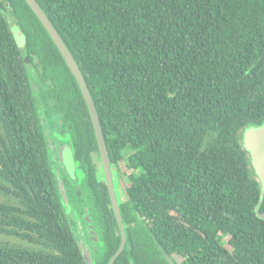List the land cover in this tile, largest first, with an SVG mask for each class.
Instances as JSON below:
<instances>
[{"label": "trees", "instance_id": "trees-1", "mask_svg": "<svg viewBox=\"0 0 264 264\" xmlns=\"http://www.w3.org/2000/svg\"><path fill=\"white\" fill-rule=\"evenodd\" d=\"M37 2L81 69L111 164L128 178L127 244L114 264H169L164 254L175 264H264L261 184L243 144L264 124V0ZM40 97L60 111L83 199L105 220L93 264H108L121 235L85 99L27 2L0 0V235L17 240L0 243V264H87Z\"/></svg>", "mask_w": 264, "mask_h": 264}, {"label": "water", "instance_id": "water-1", "mask_svg": "<svg viewBox=\"0 0 264 264\" xmlns=\"http://www.w3.org/2000/svg\"><path fill=\"white\" fill-rule=\"evenodd\" d=\"M25 1L30 6L34 14L37 16V18L40 20L44 28L47 30L54 44L56 45V47L64 57L67 65L69 66L71 72L73 73L78 83V86L82 92V95L88 107L98 144L104 181L108 189L111 207L113 209L121 235L120 247L108 263V264H114L117 258L122 254V252L126 247L127 234H126V225L120 207L123 198L121 197V192L120 195L118 194V189L120 190V186L119 184L117 185L118 182L116 181L115 170L109 158L107 145L97 109L95 107L89 87L85 81V78L81 72L79 65L77 64L72 53L70 52L67 45L63 41L61 35L58 33L55 26L47 16L46 12L40 6L37 0H25ZM25 62L27 64L30 63L28 57H26ZM43 129H44V135L48 149L54 160L55 173L60 177L61 176L60 169L63 168L64 172L68 175V177L76 184L77 181H79L80 179L76 180L78 163L75 160L74 148L72 145L71 138L70 137L61 138L57 133H54V136L53 137L51 136L48 139L44 125H43ZM243 144L245 149L250 154L251 164L253 166L256 176L260 180L261 194L255 212L260 219L264 220V213L260 212L261 206L264 202V124L259 127H254L246 130L243 136ZM60 193L62 195L63 204L66 208L68 207V200L62 186ZM85 222H86L85 220L79 217L77 218L76 225H78L80 229L84 230L83 225ZM77 241L83 251V257L86 263L93 264L94 262L92 256L93 247L90 249L85 244H83V242H81V240L78 237H77ZM166 258L170 262V264H173V262H171L170 258L167 255Z\"/></svg>", "mask_w": 264, "mask_h": 264}, {"label": "flooded vegetation", "instance_id": "flooded-vegetation-1", "mask_svg": "<svg viewBox=\"0 0 264 264\" xmlns=\"http://www.w3.org/2000/svg\"><path fill=\"white\" fill-rule=\"evenodd\" d=\"M22 36H23V34H22ZM39 100H41L42 104H39L38 108L41 107L42 110H43V107H44V109H45L44 113L45 114L46 113L49 114L48 113V111H49L51 113V116L53 117V113L56 112L58 114L57 118L60 117L61 113H60V111L58 109H53V107L48 108L46 106V104H44L45 101H44V99H42V97H40ZM56 119H55V121H56ZM56 125L59 128L58 129L59 132L62 133L63 132V121H62V119L58 120V123ZM78 171H79V169L76 172V175H77V179L76 180L80 179V177H78V173H79ZM60 172H61V176L60 177L56 174V182L58 184V188H59L60 192H61V186H62L64 191H65V193H66V197H67V200H68V207H66V208H69L71 210L73 209V210L76 211V212L73 213L74 215H72V216L70 214H68V218L70 219V221L72 223L73 222L76 223L77 218H79V217L86 221L84 223V225H83V229L89 235L88 238H89V241L91 242V244L93 245L92 249H93L94 254L98 255V253L100 252L101 247H102V239L101 238H102V232H103L102 231L103 222L105 223V220L103 219V217L100 214L97 213L96 209L92 208L91 205L88 202L84 201L83 193L81 191V184L79 183V181H77V183L75 184L68 177V175L64 172L63 168L60 169ZM73 199L77 200V202H73ZM66 208L64 206L65 212H66ZM80 209H82V211ZM166 255L167 254H164L165 258H166ZM168 257L170 258L171 262H173L171 257L170 256H168ZM174 258L176 259V256H174ZM102 259L103 258L98 259L97 262H100ZM166 260H167V258H166ZM169 264H170V262H169ZM173 264H175V263L173 262Z\"/></svg>", "mask_w": 264, "mask_h": 264}, {"label": "rangeland", "instance_id": "rangeland-1", "mask_svg": "<svg viewBox=\"0 0 264 264\" xmlns=\"http://www.w3.org/2000/svg\"><path fill=\"white\" fill-rule=\"evenodd\" d=\"M6 15L9 19L10 28H11V31L13 33V37H14L17 45L20 48L24 49V47H25L24 43L25 42H24L23 36L19 31L18 25H16V21H14L12 15L10 13V9L6 11ZM44 87H46V86H44ZM39 92H41L43 94L45 93V90L42 86H41V89ZM39 92H35V94L38 95V97L41 94V93L39 94ZM44 110H45L44 107H43V110L41 107H39V111L41 113V118H42V123L44 125L45 131L47 133V137L49 139L51 136L52 137L54 136V133H57V134L60 133L58 130L59 128L56 124L58 123V120H60L61 118L60 117L57 118L58 114L56 112L53 113V117L51 118L47 113L46 114L44 113ZM55 119H56V121H55ZM95 163H96L97 167H101V161L98 160L97 155H95ZM114 170H115L116 181L120 183V190L118 189V194L120 195V192H121V197L123 198L125 195V189L128 185V178L126 176H123L122 171L120 172L116 168H114ZM126 174H129V173L127 172ZM117 185H118V183H117ZM66 212L72 216V215H74L73 213L76 211L73 209L71 210L69 208H66ZM76 223H77V221H76ZM76 223L73 222V231H74L76 237H78L81 240V242H83V244H85L87 247H89L91 249L93 247V245L90 243V241H88L89 239H88L87 232L85 230L80 229L79 226L76 225ZM6 242L17 243V240H15L14 238H11V237L0 235V243H6ZM226 242H227V237L222 238V243L226 244ZM176 260L178 262L181 261V259L178 257H176Z\"/></svg>", "mask_w": 264, "mask_h": 264}]
</instances>
